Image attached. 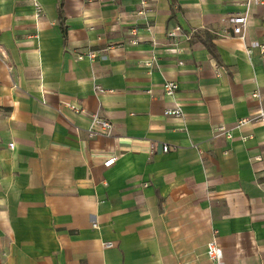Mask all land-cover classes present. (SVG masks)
Returning a JSON list of instances; mask_svg holds the SVG:
<instances>
[{
  "label": "crops",
  "instance_id": "crops-1",
  "mask_svg": "<svg viewBox=\"0 0 264 264\" xmlns=\"http://www.w3.org/2000/svg\"><path fill=\"white\" fill-rule=\"evenodd\" d=\"M238 1L0 0V264H210L214 231L264 264V116L237 126L264 112V4L244 43Z\"/></svg>",
  "mask_w": 264,
  "mask_h": 264
},
{
  "label": "built area",
  "instance_id": "built-area-1",
  "mask_svg": "<svg viewBox=\"0 0 264 264\" xmlns=\"http://www.w3.org/2000/svg\"><path fill=\"white\" fill-rule=\"evenodd\" d=\"M147 0H140V6L142 8L147 7ZM238 5L242 8V11L234 14V15H230L228 18V22L231 25V31L232 34L234 36H236L239 40H241L242 42L245 43V30H246V26L248 23V13L249 10L252 6H256V5H263L264 4V0H240L237 2ZM36 8L38 9L37 5ZM132 34L135 36V30L132 31ZM178 35H180V29L178 27H170L167 31H166V37L170 40L175 39ZM191 34L185 36V40H190ZM132 44H136V40H132L131 41ZM258 45L254 44V43H250V44H246V51L247 54H250L252 51V48L256 47ZM259 50L260 52L264 55V45H259ZM171 52H177L176 49L174 48H170L168 49ZM96 51H88L85 54H81L77 56V59H82L84 57L89 58V59H94L97 55H96ZM154 60L155 59V55H152L149 60ZM147 65L150 64V62H146ZM162 90L165 96H172L174 95L177 90H178V85L173 82V81H166L162 84ZM253 97H258V94L254 93L252 94ZM164 114L166 116H173V117H181L182 113L181 110L177 107L175 108H166L164 111ZM264 116V112L261 111L258 113L257 116L251 118V119H241L237 122V126L242 125L244 123L253 121V120H257L259 118H262ZM216 131L224 136L226 139H230L231 138V133L230 130L227 129L225 126H218L216 128ZM105 136V137H109L112 135V126L111 123L108 122L105 119L102 118H98L95 117L93 119V127L92 129L89 130V136ZM10 147H12V145H9ZM163 152L167 151V147L163 146L162 148ZM116 158H110L109 160H107L105 162V167L109 168L113 165V163L115 162ZM93 227H95V225H93ZM103 247L105 248H109L112 247V243L107 242L103 244ZM206 256L207 259L209 260L210 264H223V255H222V249L219 246L218 242H217V238H216V232L214 231L209 239V241L206 244Z\"/></svg>",
  "mask_w": 264,
  "mask_h": 264
},
{
  "label": "trees",
  "instance_id": "trees-1",
  "mask_svg": "<svg viewBox=\"0 0 264 264\" xmlns=\"http://www.w3.org/2000/svg\"><path fill=\"white\" fill-rule=\"evenodd\" d=\"M58 18H59V21H60V29H61L62 36L65 38V28L63 26L62 15H61V11L60 10L58 11ZM204 45L206 46V48L208 49V51L212 55H214V57H215L216 56L215 55V50H214V46L211 43V41L210 40H204Z\"/></svg>",
  "mask_w": 264,
  "mask_h": 264
}]
</instances>
